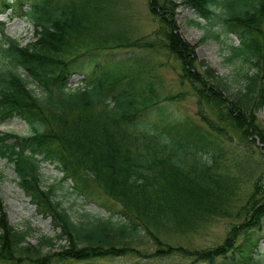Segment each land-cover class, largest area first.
<instances>
[{
    "label": "trees",
    "instance_id": "16d2710c",
    "mask_svg": "<svg viewBox=\"0 0 264 264\" xmlns=\"http://www.w3.org/2000/svg\"><path fill=\"white\" fill-rule=\"evenodd\" d=\"M183 2L205 24L220 26L217 32L207 29L202 39L229 32L238 36L227 59L241 58L237 78L246 82L241 95L228 96L226 79L199 70L203 61L195 60L192 46L177 32L172 0L150 1L160 25L145 43L121 28L122 19L112 12L120 13L116 0H0V13L10 8L9 18L23 17L33 26L32 37L21 44L0 21V122L16 118L28 129L25 135L0 131V154L13 162L18 183L38 212L60 229L32 244L27 239L31 227L8 222L0 200V264H50V255L55 262L81 264L165 255L159 247L143 255L138 243L147 236L159 244L162 236L184 234L196 218L222 217L235 201L240 184L225 183L234 178V165L226 159L235 136L243 137L249 146L239 143L258 151L264 163V125L255 116L264 108V0ZM143 45L156 53L165 50L180 62L181 81L187 80L210 114L199 108L200 121L174 118L162 102L176 95L160 96L154 63L138 55L130 61L110 57L121 47ZM72 75L83 77L70 83ZM42 161L54 164L61 180H71L75 195L109 214L92 219L83 214L87 217L74 221L57 198L56 184H44ZM252 186L238 210L250 227L239 233L242 221L237 223L215 254H183L182 246L169 242L168 248L208 264L216 258V264H264L258 249L263 235L256 233L264 215V200L259 201L264 178ZM184 199H193V213ZM55 240L64 242L60 250L43 252Z\"/></svg>",
    "mask_w": 264,
    "mask_h": 264
},
{
    "label": "rangeland",
    "instance_id": "374dc122",
    "mask_svg": "<svg viewBox=\"0 0 264 264\" xmlns=\"http://www.w3.org/2000/svg\"><path fill=\"white\" fill-rule=\"evenodd\" d=\"M116 1L120 13L116 8H113L112 12L119 21L122 19L121 28L127 33L126 35H129L128 37L131 38L138 36L141 38L140 43L151 41V32L160 25L157 15L151 12V0ZM172 1L176 3L174 18L178 26L177 32L185 42H188L192 46V54L195 60L198 62L203 61V64H200V67H198L199 70L206 71V69H208L218 77L226 79L230 84L228 96L235 97L236 95L244 93L246 91V82L237 78L240 67H242L243 70L241 58L233 57L227 59L231 53L229 46L231 44H238V37L234 33L229 32L228 36L223 35L222 37L221 35L219 39H216L212 35L202 39L207 29L210 28L211 32H217L220 31V26L216 25L215 27H210L205 24L206 21L204 19L195 18L196 12L190 6L186 5L183 0ZM6 16V14L0 15V19L3 20ZM193 19L198 20L200 25L193 24L191 22ZM112 27L115 28L113 25ZM4 30L7 34L21 40V44L30 40L33 31L32 26L19 17L8 20L5 23ZM136 55L157 66L156 71L160 78V83L158 85L160 96L168 97L176 95L174 101L162 102L167 111L170 112L174 118L190 117L195 121H200V115L198 114L199 108H202L207 114H210L205 103L199 105L198 97L193 92V89L190 88V84L187 80H184V82L181 81L180 71L182 65L167 51L159 50L156 53L153 52L151 48L144 45L141 47H121L119 51L110 54V57L130 61L131 57ZM81 78L82 75H79L78 77L71 78L70 81L74 83ZM255 116L258 122L263 126L264 108L257 110ZM0 130L13 131L18 134H26L28 132L24 123L16 118L8 119L0 123ZM234 139L237 143L236 145L233 143L234 145L232 144L230 146L231 154H228V158L226 159L228 164L234 165L231 170L234 178H229L225 183L235 188H238L239 184L240 186L238 189L239 193L235 201L231 203L229 211L227 210L222 217H215V219L211 221L199 220V218H196L194 227L192 229L190 228L188 232L180 235H169L168 238L162 236L158 238L159 244H156L155 240H150L148 236L144 237L143 240L138 243L140 249H142L143 255L148 252H153L158 247L165 248V251H167L165 255H146L145 257L133 255L120 256L108 261L106 264H191L192 259L189 256L183 257V255L171 251L168 248L169 243L172 246H182L185 249L183 254H189L191 252L205 254L208 251L215 254V249H218V244L223 242L229 230L244 219L245 215L242 214L244 211H239L238 213V210L246 200L247 195L250 194L253 188L252 182L259 176L264 178V163H260L259 152L253 149L249 150V148L240 144L244 143L249 146L248 143H245L243 137L240 138L235 136ZM255 139L258 144L259 140L256 137ZM247 150H249L250 153ZM42 172L46 174V176L43 177L46 184L57 182L61 176L52 165L47 163L43 164ZM16 182L17 179L12 169V164L0 156V200L5 209L7 221L14 227L20 229L29 225L31 230L29 229L30 231L27 239L32 244H35L43 235L53 236L55 232H60L59 227L54 228L49 217L46 218L37 212L35 206L29 201V197L22 192ZM259 193H262L261 188L259 189ZM59 198L62 199L63 206L68 209L74 221L77 222L87 217L83 214H87L90 217L89 219H92L94 216L108 214L105 209L97 207L93 202L87 203L81 198L71 194L67 183H63ZM263 200L264 195L259 201L262 202ZM184 201L188 209H190V206L194 205L193 199H184ZM190 211L191 213L194 212L192 209H190ZM196 215L197 213L195 211V216ZM167 221L170 222V219L168 218ZM259 222L261 227L256 233L258 235H263V238L258 241V249L261 250V253H259L262 254L259 256V260L263 261L264 215L260 218ZM245 223H247V225L244 227L243 224ZM249 227L247 221H242L241 224L239 223L240 229H237V231L240 233ZM63 243V241L55 240L54 245L44 246L42 250L43 252L54 254V252L60 250V244ZM54 258L55 257H52V255L48 257V259L51 260L50 264H81L76 260L69 259L58 263L55 262ZM213 258H215L214 255ZM44 262H47L46 259ZM217 262V258L213 259L212 264H216ZM196 264L208 263L197 262Z\"/></svg>",
    "mask_w": 264,
    "mask_h": 264
}]
</instances>
